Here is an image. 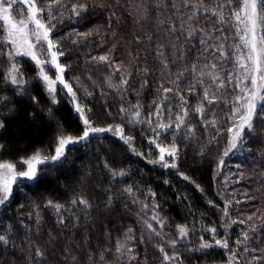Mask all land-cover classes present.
<instances>
[{
    "label": "trees",
    "instance_id": "16d2710c",
    "mask_svg": "<svg viewBox=\"0 0 264 264\" xmlns=\"http://www.w3.org/2000/svg\"><path fill=\"white\" fill-rule=\"evenodd\" d=\"M35 4L44 10L38 17L51 28L54 50L62 53L57 63L75 97L60 83L50 95L32 59L9 57L13 47L4 42L0 20V163L24 169L22 162L37 153L48 161L38 166L37 181H17L11 198L0 205V235L9 241L0 242V264H30L36 248L44 252L42 264H229L230 257L231 264H264V114L224 156L228 129L239 119L233 117L235 97L249 84L242 79L244 26L233 14L242 0ZM41 58H47L45 74L55 80L42 46ZM13 64L23 73V85L5 79ZM205 89L214 103L204 99ZM201 105L203 112L195 111ZM77 106L92 127L111 130L70 144L53 164L59 137L83 135ZM184 109L188 117L177 130L176 117ZM137 110L142 123L135 122ZM160 124L172 127L163 131ZM157 144L167 149L175 144L178 155L165 153V161L176 167L164 166ZM80 199L90 207L73 203ZM50 201L63 206L59 213ZM180 226L187 228L185 236ZM215 240H226L228 248ZM205 242L212 247L202 249ZM118 243L124 245L119 253ZM165 254L176 259L165 261Z\"/></svg>",
    "mask_w": 264,
    "mask_h": 264
},
{
    "label": "snow or ice",
    "instance_id": "6c2138e0",
    "mask_svg": "<svg viewBox=\"0 0 264 264\" xmlns=\"http://www.w3.org/2000/svg\"><path fill=\"white\" fill-rule=\"evenodd\" d=\"M228 4L234 3V0H227ZM17 4L21 5V19L17 21H13L11 19V14L15 9V6ZM27 6L28 10V19L25 21L23 19V7ZM75 5L73 8L75 9ZM223 7V6H221ZM81 10H86L85 5H80ZM44 11L43 9H38L35 4V0H0V20L4 22L5 25H10L6 29V36L4 37V42L9 43L13 46L14 49H16L15 52H10L9 57L11 58L13 55H25L30 56L31 59L35 62L36 66L40 69L38 79H42L48 86L47 90L49 91V94L51 95L55 89L53 87L54 82L51 81L48 77V75L45 74V69L42 67V65L45 63V60L38 59L37 54L32 51V49L35 47V45L29 43L27 39L21 40V37L26 36L27 31L30 28V25L34 24L35 29L32 30L33 34L36 37V41H46L47 42V50L51 53V64L55 66L57 76L56 80L59 81L60 84H63L64 88L68 89V92L75 97V93L72 92V88L69 84L65 83L62 73L63 68L60 64H58L57 56L62 55V53H57L56 51H53V48L55 47L52 39L49 37V33L51 32V28H46L45 24L42 22V19L38 17L37 13ZM235 16L236 21L239 24H243L244 28V35L240 36L241 41L245 46H249V54L247 57V60L251 62V69H249L247 66H245L246 74L242 78L243 80L249 81V85H246L245 88L241 89V91L244 93L243 96H237L235 97V101L237 106L235 107V111L233 112V117L239 116V124L234 125L233 127H230L228 129L229 133H231V137L229 139V146L224 152V156H228L230 152L237 149L242 142L243 139V132L245 129L251 131L254 127V119L258 118L260 115L264 114V34H261L260 39L257 40V29H264V0H242V6L240 7L239 11H236L233 13ZM76 15L79 16L80 12H76ZM215 15V13H213ZM53 18L51 14V10L49 8V19ZM224 17L221 15V20H223ZM241 29L237 27V32L239 33ZM189 35H193V32H189ZM201 43H205V40L202 39ZM23 44H27V50L21 52L19 49L23 47ZM239 48V45H237ZM162 55V53H160ZM220 55L223 56L224 53L221 51ZM107 57L101 56L99 57L100 61H107ZM238 60H240V57H237ZM215 67V65H213ZM117 71L119 69L117 68ZM193 71H195V65H193ZM251 74H248V73ZM23 75L22 71L18 69L15 64L11 67L9 72L6 74L5 79L10 80L12 85H23L25 81L21 78ZM182 75V74H181ZM214 80L218 79V77H213ZM231 82V81H229ZM242 81L237 82V87L240 86V83ZM123 83H127V80H124ZM111 86V85H110ZM219 87H223V82H221ZM173 89L171 88H164V92H172ZM189 91H194V88H190ZM164 100L167 99L165 96L163 98ZM204 99L207 100L209 103L215 102V97H210L208 90L205 89L204 92ZM181 100L183 101V97L181 96ZM53 102H55V99L53 97ZM186 103V101H184ZM243 110V114L241 115V111ZM76 111L81 113V117L83 119V122L85 124V129L83 131V135L79 136L78 138H73L71 136L69 137H59L58 138V146L56 148V154L51 157V162L53 164H56L57 162H60L62 158L64 157L65 149L68 144L71 143H79L81 141H86L91 134L94 133H100L111 130V127L109 129L104 128H95L92 127L90 124V121L87 118L83 117V110L77 106ZM121 111H126L125 109H121ZM162 111L161 105H156V115H159ZM197 112H203V106L197 107L195 109ZM135 116L137 117V120L135 122L142 123L143 121H140L138 118L140 116L139 110L135 112ZM188 117V112L186 109H184V115L180 116L177 115L176 120L177 123L175 124V128L179 130L181 126L186 122V118ZM151 123V120L148 121ZM214 124V122H213ZM3 127V124L0 123V128ZM158 128L162 129L163 131H167L169 128L172 127L171 124H160L157 126ZM235 129V130H234ZM116 131L120 133L121 139L125 141V143H129L130 139L129 137H125L123 135V129L120 128V126H117ZM189 133L192 132V129H188ZM156 135H160V133H156ZM150 143H157L156 140L150 141ZM131 147V145L129 144ZM157 147L159 148L160 152V160L164 162V166L168 167H176V164L173 163L169 165L165 161V153H167L168 156H171L173 158L178 155L177 149L175 144L170 149H167L165 147H160L159 144H157ZM23 164L27 165V170L23 172H16V165L13 163H0V205H4L12 196L13 193V184L17 182L19 179H26L28 181H37L38 180V165L46 164L48 161L46 159H43L40 157V154L37 153L34 157L25 160L22 162ZM224 163L223 158L220 160V164L222 165ZM124 173L121 172L120 175H123ZM115 175V173H114ZM130 191V190H129ZM73 203H79L84 205L86 208L90 207L87 200L80 199L79 201L74 200ZM50 207H54L56 211L59 213L60 209L63 207L60 204H52V202H49ZM225 215H227V211H225ZM153 219H156V217H153ZM249 220L252 219V216L248 217ZM60 224L64 223L63 218H60L59 220ZM37 223H39V220H37ZM240 223H244V221H240ZM149 229H152V225H148ZM255 230V228H253ZM130 231V230H129ZM154 231V229H153ZM213 233L215 232V229L211 230ZM179 232L181 236H185L187 234V228L180 226ZM158 234V233H157ZM245 239L248 238L247 233H245ZM0 242H2L4 245H7L9 243L8 239L4 235H0ZM175 242L173 241V245ZM215 244L217 246L228 248V242L221 241V240H215ZM212 247L211 244L205 242L201 244V248H210ZM124 248L123 244L118 243L116 251L119 253L121 252V249ZM161 252L164 251L163 248L160 249ZM44 257V252L40 248H36L35 256L30 257V264H42V258ZM101 260H104L103 254H101ZM73 260L76 258L73 256ZM89 259L91 260L92 257L90 256ZM134 259V257H133ZM165 261L168 260H175L176 257H169L167 254L164 256ZM231 257L229 260V264H231Z\"/></svg>",
    "mask_w": 264,
    "mask_h": 264
},
{
    "label": "rangeland",
    "instance_id": "374dc122",
    "mask_svg": "<svg viewBox=\"0 0 264 264\" xmlns=\"http://www.w3.org/2000/svg\"><path fill=\"white\" fill-rule=\"evenodd\" d=\"M20 5V4H19ZM23 9H25L26 11H24L23 13H24V15H23V19L25 20V21H27V19H28V10H27V6L25 5L24 7H23ZM15 12V15H13V14H11V19L13 20V21H19L20 19H21V5H20V7L16 10V11H14ZM38 15V14H37ZM5 27H6V29L8 28V27H10V25H5ZM35 29V25L34 24H32V25H30V28H29V30L27 31V34H26V36H24V37H21V40H23V39H27V41L29 42V43H31V44H33V45H35V47L32 49V51L34 52V53H36L37 54V57H38V59H41L42 60V58H41V46L43 47V51H44V53L49 57V61L51 62V53L50 52H48V50H47V42L46 41H40V42H37L36 41V37H35V35L33 34V32H32V30H34ZM256 39L257 40H259L260 39V35H259V31H258V29H257V37H256ZM38 45H40V53H38V51H37V46ZM13 47V46H12ZM21 52H23V51H25V50H27V44H23V47L22 48H20L19 49ZM249 46H246V53H245V58H244V60H245V62H246V64H247V67L249 68V69H251V67H252V65H251V62L250 61H248L247 60V57H248V54H249ZM16 51V49H14L13 48V52H15ZM53 51H55L54 50V48H53ZM16 56H24V57H26L27 59L29 58V59H31V57L30 56H25V55H16ZM57 62V61H56ZM43 66V65H42ZM51 67L55 70V75L57 76V72H56V69H55V66L54 65H52L51 64ZM248 74H251L250 72L248 73ZM50 79V78H49ZM51 80V79H50ZM43 81V80H42ZM51 81H53L54 82V84H53V87L55 86V84L56 83H59V81H57L56 80V78H55V80H51ZM44 82V81H43ZM248 83H249V81H247ZM44 84H45V86H46V88H48V86H47V84L44 82ZM249 85V84H248ZM243 95H244V93H243ZM243 114V110L241 111V115ZM239 119L236 121V123H235V125H238L239 124ZM235 130V129H234ZM72 144V143H71ZM70 144H68L67 146H66V148L69 146ZM55 154H56V152H55ZM54 154V155H55ZM34 157V156H33ZM41 157V156H40ZM41 158H43V157H41ZM44 159V158H43ZM50 161H51V159H50ZM39 166V165H38ZM27 170V165L24 167V169H18L17 167H16V172L17 173H19V172H23V171H26ZM19 180H24V181H26V182H31V181H28V180H26V179H19ZM18 180V181H19ZM16 183L17 182H15L14 184H13V189H14V186L16 185Z\"/></svg>",
    "mask_w": 264,
    "mask_h": 264
}]
</instances>
